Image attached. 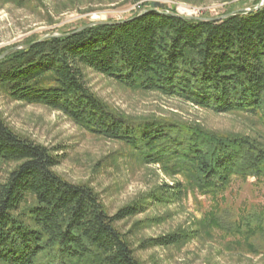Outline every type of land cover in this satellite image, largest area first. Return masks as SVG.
I'll return each instance as SVG.
<instances>
[{
    "label": "trees",
    "instance_id": "obj_1",
    "mask_svg": "<svg viewBox=\"0 0 264 264\" xmlns=\"http://www.w3.org/2000/svg\"><path fill=\"white\" fill-rule=\"evenodd\" d=\"M83 67L129 89L216 112L251 113L264 124V4L213 21L160 8L51 36L0 60V90L11 99L58 111L185 180L162 185L154 199L197 190L211 200L200 228L264 234V206L234 209L224 196L234 177L264 182V142L171 119L127 117L90 90ZM8 162L16 165L0 182V264H140L115 223L143 211L148 199L109 214L89 185L54 170L57 155L0 116V165ZM183 237L174 233L151 243L174 245Z\"/></svg>",
    "mask_w": 264,
    "mask_h": 264
},
{
    "label": "rangeland",
    "instance_id": "obj_2",
    "mask_svg": "<svg viewBox=\"0 0 264 264\" xmlns=\"http://www.w3.org/2000/svg\"><path fill=\"white\" fill-rule=\"evenodd\" d=\"M151 1L189 17L210 18L252 8L260 0H0V54L90 22L126 19ZM82 70L90 90L127 117L171 119L264 142V124L251 113L216 112L155 91L129 89L91 69ZM0 116L13 131L57 155L60 163L54 170L72 183L89 185L109 214L148 199L143 211L115 223L140 264H264V234L243 236L200 228L211 200L197 190L154 199L152 194L160 196L162 185L174 187L176 181L185 185V180L166 175L158 164L141 161L123 143L92 135L58 111L13 100L1 90ZM15 165H0V182ZM224 196L234 209L262 207L264 182L234 177ZM174 233L184 235L178 244L151 243Z\"/></svg>",
    "mask_w": 264,
    "mask_h": 264
},
{
    "label": "water",
    "instance_id": "obj_3",
    "mask_svg": "<svg viewBox=\"0 0 264 264\" xmlns=\"http://www.w3.org/2000/svg\"><path fill=\"white\" fill-rule=\"evenodd\" d=\"M263 4H264V0H260L258 2V4H256L254 7L247 8V9H243L242 11L251 12L253 10H256V9L260 8ZM160 8H164V3L159 2V1H151L149 7L143 9L140 13H138L137 15L131 16L128 19L119 20V21H94V22H90L88 24L82 25V26L78 27L77 29H75V30H73L71 32L64 33V34H55L53 36H65V35L73 34V33L79 32V31H81V30H83L85 28H88V27H91V26H94V25H98V24H114V23H120V22H123V21H126V20L133 19V18H135L137 16H140V15H142L145 12H148V11H152V10H157L158 11ZM238 12H239V10H234L232 12L223 14L221 16L210 17V18H201V17H189V16H186V15H183V14H180V13H176V12H172L170 10H166V13H169V14H172V15H175V16H178V17H182V18H196V19L208 20V21L221 20V19L227 18V17H229L231 15H234V14H236ZM47 37H49V36H46L44 38H41V39H39V40H37L35 42H31V43L24 44V45H21V46L9 48V49L5 50L3 53L0 54V60L2 58H4L6 55H8L11 52H13V51L29 48L30 46L34 45L35 43H38V42L42 41L43 39H45Z\"/></svg>",
    "mask_w": 264,
    "mask_h": 264
}]
</instances>
